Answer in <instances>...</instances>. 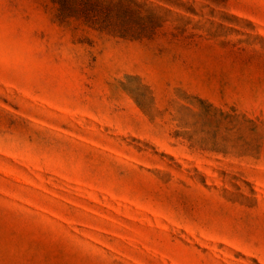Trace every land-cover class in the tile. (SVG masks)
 Segmentation results:
<instances>
[{"label":"rangeland","instance_id":"obj_1","mask_svg":"<svg viewBox=\"0 0 264 264\" xmlns=\"http://www.w3.org/2000/svg\"><path fill=\"white\" fill-rule=\"evenodd\" d=\"M0 264H264V0H0Z\"/></svg>","mask_w":264,"mask_h":264}]
</instances>
